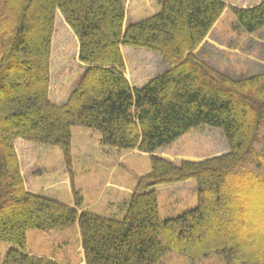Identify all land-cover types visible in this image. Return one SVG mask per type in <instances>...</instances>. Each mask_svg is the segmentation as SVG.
I'll return each mask as SVG.
<instances>
[{
    "label": "trees",
    "instance_id": "16d2710c",
    "mask_svg": "<svg viewBox=\"0 0 264 264\" xmlns=\"http://www.w3.org/2000/svg\"><path fill=\"white\" fill-rule=\"evenodd\" d=\"M224 9L221 0H160L157 13L125 26L124 0H0V243L12 246L0 264H63L28 254L26 234L75 225L85 264H158L170 252L264 264V154L255 148L264 73L233 78L198 55ZM57 12L85 69L61 105L49 99ZM231 12L246 34L264 28V1ZM123 47L154 53L167 68L131 87ZM201 126L221 131L228 152L178 164L154 155ZM75 127L98 132L103 146L150 155L120 220L79 211L76 192L69 206L24 187L14 141L58 148L69 162ZM188 180L197 206L161 221L155 188Z\"/></svg>",
    "mask_w": 264,
    "mask_h": 264
},
{
    "label": "rangeland",
    "instance_id": "374dc122",
    "mask_svg": "<svg viewBox=\"0 0 264 264\" xmlns=\"http://www.w3.org/2000/svg\"><path fill=\"white\" fill-rule=\"evenodd\" d=\"M221 1L225 9L198 55L233 78L264 73V28L254 34H246L238 28L231 12V8H250L264 0ZM124 2L128 20L135 17L142 19L160 10V0ZM122 55L124 75L132 85H139L167 68L160 56L147 50L126 47ZM84 70L78 61V41L57 12L51 42L50 100L54 103L64 102ZM97 134L88 129L73 128L69 162L65 161L58 148L16 139L14 150L26 190L39 192L63 203L73 201V192H76L83 198L82 207L88 211L102 217L122 219L137 180L150 172V155L138 150L117 151L101 147ZM255 148L264 154V128ZM227 151L228 146L221 131L201 126L160 149L155 155L178 164L181 161H202ZM248 167L254 169L252 161ZM157 199L161 221L176 218L197 206V184L194 180H188L159 186ZM160 237L164 241L163 235ZM10 248L12 246L0 243V263ZM25 251L64 264H83L77 225L62 231L29 230ZM158 264L225 262L215 254L203 257L170 252Z\"/></svg>",
    "mask_w": 264,
    "mask_h": 264
},
{
    "label": "crops",
    "instance_id": "0c3cea01",
    "mask_svg": "<svg viewBox=\"0 0 264 264\" xmlns=\"http://www.w3.org/2000/svg\"><path fill=\"white\" fill-rule=\"evenodd\" d=\"M124 6H125V2H124ZM126 11V10H125ZM148 17H150V16H148ZM148 17H145V18H142V19H140V18H138V19H136V17L135 18H133V19H131V20H128V18H127V16H126V13H125V25H127L128 23H135V22H138V21H140V20H143V19H146V18H148ZM151 78V77H150ZM148 80H146V81H144V82H142L141 84H134V85H132V83L131 82H129L130 83V85L132 86V87H135V88H139V87H141V86H143L146 82H147ZM99 137V140H100V135L99 134H97ZM99 144H100V146L101 147H103L102 145H101V143L99 142ZM105 148H107V147H105ZM107 149H111V148H107ZM114 150V149H113ZM36 194H40L39 192H35ZM34 193V194H35ZM40 195H42V194H40ZM43 196V195H42ZM45 197V196H44ZM46 198H48V196L46 197ZM50 199H54V198H51V197H49ZM54 200H56V201H59V202H62L63 203V201H60V200H58V199H54ZM64 204H66V205H69V206H73V201H69V202H64ZM82 210H87V208H81ZM90 212V211H89ZM84 264V263H83Z\"/></svg>",
    "mask_w": 264,
    "mask_h": 264
}]
</instances>
